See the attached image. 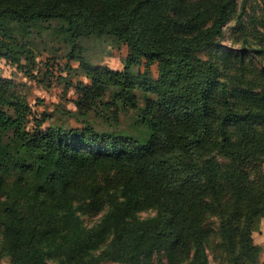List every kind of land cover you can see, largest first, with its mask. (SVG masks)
<instances>
[{
	"label": "trees",
	"instance_id": "16d2710c",
	"mask_svg": "<svg viewBox=\"0 0 264 264\" xmlns=\"http://www.w3.org/2000/svg\"><path fill=\"white\" fill-rule=\"evenodd\" d=\"M249 3L0 0V58L35 62L7 19L61 20L45 34L78 78L74 110L38 117L0 77V262L259 264L264 0ZM231 21L240 47L223 49ZM92 35L126 46L121 71L81 55Z\"/></svg>",
	"mask_w": 264,
	"mask_h": 264
},
{
	"label": "rangeland",
	"instance_id": "374dc122",
	"mask_svg": "<svg viewBox=\"0 0 264 264\" xmlns=\"http://www.w3.org/2000/svg\"><path fill=\"white\" fill-rule=\"evenodd\" d=\"M256 0H250L248 11L254 9L259 14V9L254 7ZM61 20H46L37 23L19 22L7 19L4 28L8 33L28 39L34 47L35 62L33 68H18L0 58V77L9 79L16 90L26 96L34 114L40 117L43 114L53 113L59 109L74 110L73 99L75 96L74 85L78 78L69 74L65 68L68 59L65 45L51 41V36L45 34L47 28H56L62 25ZM236 25L233 21L223 28L221 45L223 49L239 48L240 40L237 39ZM44 42L41 41L43 36ZM59 47V50H56ZM55 48V49H54ZM81 55L94 66H104L111 70L123 69L122 59L127 55L126 46L118 41H113L106 35H92L81 40ZM54 61V62H53ZM24 63V62H23ZM71 67H76L77 59L71 60ZM155 72V67H153ZM87 83L84 77H79ZM153 214V212L142 213V217ZM96 218H87L91 223ZM254 241L260 245L262 252L259 257V264H264V219L261 220L259 229L253 233ZM103 255V254H102ZM117 253H107L100 257L95 264H118ZM210 264H214L209 257ZM0 264H6L4 261Z\"/></svg>",
	"mask_w": 264,
	"mask_h": 264
}]
</instances>
